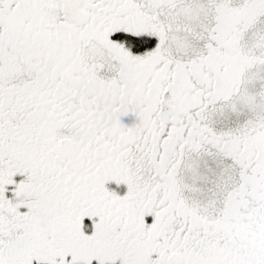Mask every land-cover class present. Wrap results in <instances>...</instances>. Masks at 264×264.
I'll return each mask as SVG.
<instances>
[{
	"label": "snow or ice",
	"instance_id": "6c2138e0",
	"mask_svg": "<svg viewBox=\"0 0 264 264\" xmlns=\"http://www.w3.org/2000/svg\"><path fill=\"white\" fill-rule=\"evenodd\" d=\"M0 264H264V0H0Z\"/></svg>",
	"mask_w": 264,
	"mask_h": 264
}]
</instances>
